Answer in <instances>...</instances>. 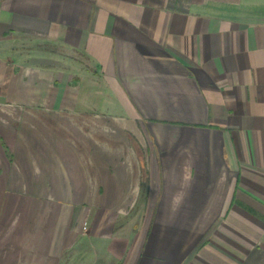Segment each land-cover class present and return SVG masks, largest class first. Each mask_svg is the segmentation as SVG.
Listing matches in <instances>:
<instances>
[{"label":"crops","instance_id":"obj_1","mask_svg":"<svg viewBox=\"0 0 264 264\" xmlns=\"http://www.w3.org/2000/svg\"><path fill=\"white\" fill-rule=\"evenodd\" d=\"M0 109V264H264V0H0Z\"/></svg>","mask_w":264,"mask_h":264},{"label":"rangeland","instance_id":"obj_2","mask_svg":"<svg viewBox=\"0 0 264 264\" xmlns=\"http://www.w3.org/2000/svg\"><path fill=\"white\" fill-rule=\"evenodd\" d=\"M6 113L5 111H2L0 109V116H4ZM3 192V195H2V192ZM0 196H16L15 194H12L9 190H0ZM23 208H24V205L19 203V204H2L0 205V215L1 213H6L9 214L10 216H7V220L5 222H2L3 223V228L1 227L2 231L4 232V238L3 240L6 239L7 236H9V234L11 233V230H12V223L14 222V224L16 225V227H13L16 229V236H17V225L19 223V220H20V217H21V214L23 213ZM1 244V243H0ZM16 248V237L14 238L13 242L10 243V244H3L1 247H0V255L4 256L8 251H11V250H15Z\"/></svg>","mask_w":264,"mask_h":264}]
</instances>
